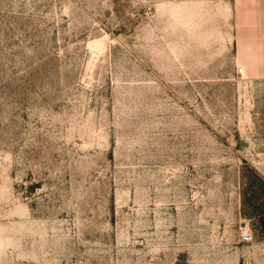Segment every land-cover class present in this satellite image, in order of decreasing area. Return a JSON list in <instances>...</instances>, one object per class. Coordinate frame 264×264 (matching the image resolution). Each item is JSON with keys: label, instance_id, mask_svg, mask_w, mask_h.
<instances>
[{"label": "rangeland", "instance_id": "obj_1", "mask_svg": "<svg viewBox=\"0 0 264 264\" xmlns=\"http://www.w3.org/2000/svg\"><path fill=\"white\" fill-rule=\"evenodd\" d=\"M245 5L0 0V264H264Z\"/></svg>", "mask_w": 264, "mask_h": 264}, {"label": "crops", "instance_id": "obj_2", "mask_svg": "<svg viewBox=\"0 0 264 264\" xmlns=\"http://www.w3.org/2000/svg\"><path fill=\"white\" fill-rule=\"evenodd\" d=\"M257 1H259L260 4L264 3V0H250L251 4H255V3H257ZM243 3L246 4L245 6H247L248 0H243ZM257 12H258L257 9L245 8V11L243 13L245 22H247L246 17L249 13L252 16V19H251L249 24L254 26L255 24H253V22L258 21L257 19L253 18L258 14ZM256 23H257V26H259V23L258 22H256ZM241 37H244L245 39H249V38L253 37V41L259 39V41H260L259 45L261 47L260 51H264V32H260L259 34L254 33V34H252V37H249V35L247 33H245L244 35H241Z\"/></svg>", "mask_w": 264, "mask_h": 264}, {"label": "built area", "instance_id": "obj_3", "mask_svg": "<svg viewBox=\"0 0 264 264\" xmlns=\"http://www.w3.org/2000/svg\"><path fill=\"white\" fill-rule=\"evenodd\" d=\"M241 240L245 243H250L253 241L252 233L248 232L247 230H243L241 233Z\"/></svg>", "mask_w": 264, "mask_h": 264}]
</instances>
